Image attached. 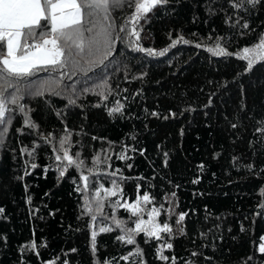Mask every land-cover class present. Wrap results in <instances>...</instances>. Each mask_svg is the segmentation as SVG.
I'll list each match as a JSON object with an SVG mask.
<instances>
[{"label": "trees", "instance_id": "obj_1", "mask_svg": "<svg viewBox=\"0 0 264 264\" xmlns=\"http://www.w3.org/2000/svg\"><path fill=\"white\" fill-rule=\"evenodd\" d=\"M110 11L114 43L103 64L75 57L80 70L63 77L41 69L21 84L31 90L24 112L10 105L0 144V264H264V61L246 70L236 55L264 33V0L241 9L230 0H167L136 25L139 46L163 55L133 50L128 0ZM217 44L233 55L207 50ZM117 101L123 108L109 114ZM55 133L87 159L112 147L119 193L111 198L131 204L147 192L172 231L140 233L129 245L108 224L93 251L76 174L55 161Z\"/></svg>", "mask_w": 264, "mask_h": 264}, {"label": "snow or ice", "instance_id": "obj_2", "mask_svg": "<svg viewBox=\"0 0 264 264\" xmlns=\"http://www.w3.org/2000/svg\"><path fill=\"white\" fill-rule=\"evenodd\" d=\"M258 2L259 0H230L234 9L243 8L245 3L255 6ZM123 3L124 0H0V125L4 126L0 131V144L3 143L2 137L8 132L7 125L12 122V113L16 109L24 112V105L20 101L24 94H31V90L27 86L24 88V93L21 91V84L26 82V78L33 76L41 69L59 71L64 76L68 75L64 70L71 68L72 74H75L80 70L79 60L75 57L83 59L86 56L88 57L86 62L89 64H103L104 60L111 55V46L114 43L112 39L114 23L110 10L122 6ZM165 3L167 0H128V6L132 7L133 11L126 24L132 25V30L127 33L128 36L136 38L135 41H130L133 50L147 52L149 55L164 54L163 51L155 53L153 49L139 46L140 32L136 29V25L146 17V14L153 12L154 9ZM243 27L248 28V24L245 23ZM126 31V27L121 25L120 32ZM180 40L183 41V37H180ZM183 42L187 43V41ZM175 43L176 41H173V44ZM207 50L215 56L233 55L220 47L219 44L215 49L208 48ZM236 55L238 59L247 60L246 70H251L256 62L264 61V36L253 48L245 47L241 53ZM8 89H13V91L9 92ZM84 90L90 91L88 88ZM97 94L101 95L103 99H107L103 93ZM74 103V100H69V104ZM10 105H15L16 109ZM99 106L98 104L97 107ZM122 108L123 105L117 101V106L110 109L109 114L120 112ZM24 123L26 126L35 127L29 119H25ZM67 142L68 136L60 140L59 150L63 152V155L58 154L55 158L57 161H67V166L75 165L77 169H80L83 161L78 159L79 153L76 154L77 159L69 154L68 149L64 147ZM26 151L27 149L21 150L22 153ZM96 162H98V158L94 159V163ZM31 167L36 168L37 165L32 164ZM65 170L60 171L61 177L65 175ZM80 180L84 184L83 191L87 193L90 184L89 176L82 174ZM80 190L78 188V191ZM100 191L101 189H97L94 195L99 197ZM106 192L108 196L117 195L116 191L106 190ZM150 202V195L145 192L143 196L138 195L134 203L120 204L117 201V206L124 207L133 216H136L144 211L141 203L148 204ZM95 203L96 211H101V201L97 199ZM85 210L91 211V204L87 197L85 198ZM0 212H3L2 208H0ZM160 214L161 208L153 207L148 212V220H138L134 229L124 228V222L116 220L113 216L116 226L125 233L118 236L117 239L129 245L136 242L135 236L140 233H144L149 238L161 239L162 233H170L172 229L168 223L156 222V217ZM185 215L184 213L179 215L176 221L178 225L184 221ZM92 219L95 220L96 216H93ZM99 231L104 233L110 232L112 229L102 227ZM96 235V232H92L93 251H95ZM261 239L264 240V237ZM32 247H35V244ZM166 247L170 249L172 245L169 243ZM259 251L264 253V243L260 244ZM140 254V250L137 249L135 255L139 256ZM157 254L162 260L169 259L163 255V249H158ZM129 255H133V253H129ZM122 259L127 261L129 257L124 256Z\"/></svg>", "mask_w": 264, "mask_h": 264}, {"label": "rangeland", "instance_id": "obj_3", "mask_svg": "<svg viewBox=\"0 0 264 264\" xmlns=\"http://www.w3.org/2000/svg\"><path fill=\"white\" fill-rule=\"evenodd\" d=\"M264 36V33L262 34ZM261 36V37H262ZM259 41L256 43L258 44ZM256 44L248 47V48H253ZM53 72V71H52ZM55 73H59L56 71ZM63 77V76H59ZM62 88L66 91H68V88L66 84L61 85ZM64 133H55L51 136L52 140V145H53V150H54V156L56 155H63V152L60 151V140L65 137ZM73 143L72 141L68 138V142L64 145L65 148L68 149L69 154L73 156L74 159H77L76 154L79 153L78 159L80 161H83V165L80 169H77L75 165L73 166H67V161L61 160L57 161L55 158V161L63 168H69L71 171H73L76 174V177L79 182L80 186V193H81V210L84 215H87L89 218V227H90V232H98L100 228L105 227V225H110L115 227L116 229L119 230L122 234H125L121 228H118L113 220V216H115L116 220L123 221V227L127 229H134L135 224L138 220H148V212L151 211L153 207H155L153 204L148 203L144 204L141 203V207L143 208V213L136 215L135 219L131 222L129 219L126 220L122 217L119 216L118 211H117V203L114 201V198H111V196L107 195L106 190H111V191H116L117 194L119 193V187L115 185L116 181L119 180V176L117 173L111 169L110 163H109V157L111 154L112 147H108L106 149H102L96 154L94 157L87 159L84 157L78 150H75L72 147ZM98 158V162L94 163V159ZM91 173V174H90ZM115 173V175H112ZM88 175L90 184H89V189L88 192L85 193L83 191L84 184L80 180L81 175ZM115 181V183H113ZM97 189H101L100 191V196L96 197L94 194ZM87 197L89 203L91 204V211H86L85 210V198ZM99 199L101 201V211L97 212L96 211V203L95 201ZM125 203V202H124ZM123 203V204H124ZM157 208V207H156ZM96 216V219L93 220L92 217ZM156 222L163 224L159 221V218L156 217ZM167 223V222H166ZM169 224V223H168ZM264 237V235L262 236ZM264 243V240H261V242L258 244L257 248L259 250L260 244Z\"/></svg>", "mask_w": 264, "mask_h": 264}]
</instances>
